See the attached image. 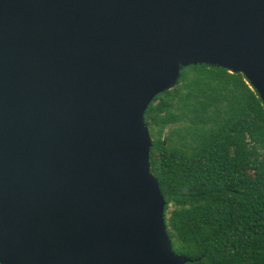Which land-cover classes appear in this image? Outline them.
<instances>
[{
  "label": "water",
  "instance_id": "1",
  "mask_svg": "<svg viewBox=\"0 0 264 264\" xmlns=\"http://www.w3.org/2000/svg\"><path fill=\"white\" fill-rule=\"evenodd\" d=\"M264 103V0H0V264H187L145 114L184 68Z\"/></svg>",
  "mask_w": 264,
  "mask_h": 264
},
{
  "label": "trees",
  "instance_id": "2",
  "mask_svg": "<svg viewBox=\"0 0 264 264\" xmlns=\"http://www.w3.org/2000/svg\"><path fill=\"white\" fill-rule=\"evenodd\" d=\"M145 122L174 251L187 264H264V103L245 76L184 68Z\"/></svg>",
  "mask_w": 264,
  "mask_h": 264
}]
</instances>
